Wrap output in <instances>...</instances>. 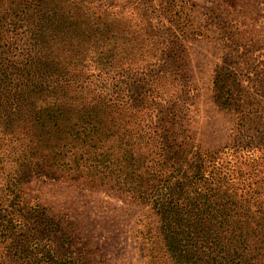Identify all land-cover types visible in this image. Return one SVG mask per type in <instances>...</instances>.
Here are the masks:
<instances>
[{"label":"trees","instance_id":"obj_1","mask_svg":"<svg viewBox=\"0 0 264 264\" xmlns=\"http://www.w3.org/2000/svg\"><path fill=\"white\" fill-rule=\"evenodd\" d=\"M157 4L0 0L2 264H76L23 202L32 177L148 208L172 264H264V133L206 150L174 126L182 57Z\"/></svg>","mask_w":264,"mask_h":264},{"label":"rangeland","instance_id":"obj_2","mask_svg":"<svg viewBox=\"0 0 264 264\" xmlns=\"http://www.w3.org/2000/svg\"><path fill=\"white\" fill-rule=\"evenodd\" d=\"M157 2L166 26L178 35L167 40L182 57L185 105L174 126L181 125L190 141L206 150L236 137H255L256 129L264 133V0ZM218 85L231 92L230 105L217 98ZM21 190L25 204L60 219L62 231L52 235L53 245L76 264H172L148 208L102 190L38 177ZM157 255L161 262L153 259Z\"/></svg>","mask_w":264,"mask_h":264}]
</instances>
